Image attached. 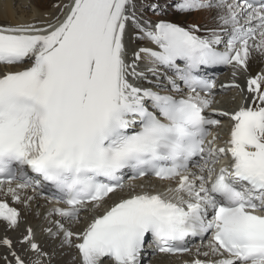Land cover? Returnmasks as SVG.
I'll return each instance as SVG.
<instances>
[{
	"label": "snow or ice",
	"instance_id": "snow-or-ice-1",
	"mask_svg": "<svg viewBox=\"0 0 264 264\" xmlns=\"http://www.w3.org/2000/svg\"><path fill=\"white\" fill-rule=\"evenodd\" d=\"M143 7L70 0L51 19L0 24V222L18 228L11 205L31 209L40 195L60 205L45 231L79 264H142L149 248L190 253L184 264H264V68L232 112L213 107L216 83L204 75L230 66L235 77L264 58V0L147 5L157 16L208 12L211 26L151 20ZM129 29L146 46L130 51ZM214 116L231 122L223 146ZM189 237L207 244L193 252ZM17 243L35 259L5 236V264H51L32 227Z\"/></svg>",
	"mask_w": 264,
	"mask_h": 264
},
{
	"label": "bare ground",
	"instance_id": "bare-ground-1",
	"mask_svg": "<svg viewBox=\"0 0 264 264\" xmlns=\"http://www.w3.org/2000/svg\"><path fill=\"white\" fill-rule=\"evenodd\" d=\"M68 0H0V24H17L24 22H42L48 19H51L52 15L56 12L53 8V4H66ZM138 3H143L144 7L141 9L143 15L151 20H157L159 18L163 19H174L176 22L187 23V24H198L201 26H211L214 23L212 15L208 12H199L193 13L187 17L177 14L171 7H167L166 10L160 15L157 16L154 12H152L147 5L151 3H159L161 6L170 5L172 0H137ZM128 46L130 47V51L139 47L146 46V42H141L135 39V34L129 29V38H128ZM264 68V58L254 56L251 64L250 70L248 72H238L233 80L236 82H240V80L247 79L251 75H255L260 70ZM17 70V69H14ZM237 78V80H236ZM243 81V80H242ZM240 85V84H239ZM240 89L232 88L230 92L223 96V101L220 102L221 105L219 107L213 106L217 110L229 111L234 108V106L238 103L240 97L244 95L246 87L241 84ZM248 96V94H247ZM217 99V98H216ZM140 183V181H138ZM146 183H150L152 186L157 187L159 184L155 180L147 181ZM118 198H112L108 201V203H112ZM22 219L20 222V231L16 234L10 236L11 230H7V227L0 222V238L7 236L11 238L14 242V246L18 253H20L23 258L28 260L29 258L35 259V256L31 252L25 253L20 245L17 243L24 234H26V229L28 227H32L35 233V240L39 243L43 249L50 254V251L47 250V247H54L57 249V245L60 244L58 239H52L49 237L48 233L45 231L47 227H50L49 219H55V217L48 218L47 213L50 210L47 205H44L41 199L36 198L32 201L31 210L24 209L23 205H20ZM28 213H26V211ZM24 218V219H23ZM84 221L82 220L80 223L76 224L73 227L74 231H81L84 229ZM201 245V244H200ZM197 245L196 247L200 246ZM195 247V249H196ZM70 254L68 256L63 255L64 252L58 251L60 257L66 262H70V264H79V258L75 248L69 247ZM206 250V249H202ZM56 253V252H55ZM55 255V254H54ZM8 256V260H13V258L8 254V250L2 246H0V257ZM53 259V256L51 257ZM163 256H157L156 258H151L148 264H164ZM51 262L56 264L54 259ZM0 264H5L3 259H0ZM14 264V261H13Z\"/></svg>",
	"mask_w": 264,
	"mask_h": 264
},
{
	"label": "rangeland",
	"instance_id": "rangeland-1",
	"mask_svg": "<svg viewBox=\"0 0 264 264\" xmlns=\"http://www.w3.org/2000/svg\"><path fill=\"white\" fill-rule=\"evenodd\" d=\"M242 80H244V79H242ZM242 80H240V84H242ZM25 209V208H24ZM26 211V210H25ZM26 213H28V211H26ZM50 248L51 247H47V250H49L50 251ZM54 248V247H53ZM62 251V252H64L63 253V255H66V250L64 249V247H62L60 244L59 245H57V249H55L54 248V254H53V259H54V261H55V263L56 264H65V263H63V262H65L61 257H60V254H62V252H60V253H58V251ZM68 251H69V249H68ZM56 252V253H55ZM50 254H51V252H50ZM52 259V260H53ZM67 264H70V262H66ZM51 264H53L52 262H51Z\"/></svg>",
	"mask_w": 264,
	"mask_h": 264
}]
</instances>
